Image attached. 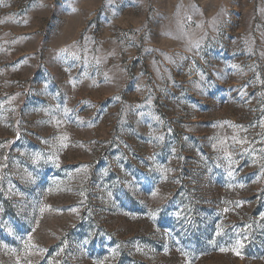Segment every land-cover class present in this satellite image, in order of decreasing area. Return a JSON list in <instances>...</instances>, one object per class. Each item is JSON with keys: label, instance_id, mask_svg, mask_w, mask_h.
Instances as JSON below:
<instances>
[{"label": "rangeland", "instance_id": "obj_1", "mask_svg": "<svg viewBox=\"0 0 264 264\" xmlns=\"http://www.w3.org/2000/svg\"><path fill=\"white\" fill-rule=\"evenodd\" d=\"M0 264H264V0H0Z\"/></svg>", "mask_w": 264, "mask_h": 264}]
</instances>
